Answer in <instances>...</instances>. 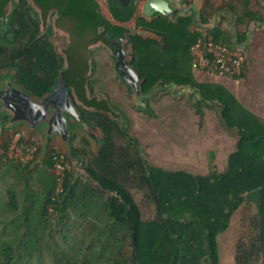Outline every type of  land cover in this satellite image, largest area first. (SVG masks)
<instances>
[{
  "label": "trees",
  "instance_id": "obj_1",
  "mask_svg": "<svg viewBox=\"0 0 264 264\" xmlns=\"http://www.w3.org/2000/svg\"><path fill=\"white\" fill-rule=\"evenodd\" d=\"M249 3L207 0L205 15L223 6L243 18L252 14ZM5 15L10 19L5 29L0 26V71H14L26 90L43 97L64 68L85 120L101 130L103 140L94 151L86 137L73 138L80 139L87 175L78 177L73 167L59 193L56 149L40 162L37 138L27 141L20 131L0 141L4 153L13 143L20 153L30 143L38 146L27 164L0 153V264H219L217 237L255 190L261 192L260 211L250 217L239 238L235 264H264V119L225 87L194 77L191 48L204 35L191 30L190 19L140 21L157 36L153 38L131 36V15L109 1L0 0V22ZM64 28L68 37L61 48L53 35ZM108 32L130 39V63L140 73L144 93L159 82L190 86L200 92L199 100L190 95L200 119L205 108L217 109L221 127L237 133L236 148L221 172L198 175L153 166L124 135L121 113L107 99L89 95L90 51L97 43L114 50ZM243 35L220 28L210 31L215 41L231 48L236 46L234 38ZM246 67L247 59L242 72L232 76L244 77ZM74 70L82 94L74 87ZM133 188L153 202L155 218H143ZM56 229L61 230L59 237L52 233Z\"/></svg>",
  "mask_w": 264,
  "mask_h": 264
},
{
  "label": "rangeland",
  "instance_id": "obj_2",
  "mask_svg": "<svg viewBox=\"0 0 264 264\" xmlns=\"http://www.w3.org/2000/svg\"><path fill=\"white\" fill-rule=\"evenodd\" d=\"M255 48L260 50L261 55L259 61L256 60L251 65V76L237 82L226 83V87L249 107L253 106L254 95L258 94L257 84L264 79V42H258ZM95 52L97 61L95 73L91 78L94 89L106 91L116 100L119 90L124 89V84L114 77L113 72L110 77L106 75L111 69L108 67L110 61L108 62L109 58L104 49ZM192 103L193 98L189 95L175 98L171 93H165L151 103L154 114H140L128 110L130 113L128 115L131 116V132L140 143L135 146L145 154L143 156L153 166L169 170H186L198 175L221 172L229 154L236 148L238 135L234 130L228 132L221 127L217 109L205 108L206 115L200 119ZM116 107L121 108L118 104ZM100 137L103 138L102 133ZM75 141L78 144L80 139ZM92 148L94 151L99 149L98 146ZM132 192L141 208L143 218L145 220L155 218L153 202L141 190L133 188ZM260 204V190L251 192L246 203L233 215L229 228L217 237L219 264H235L239 238L246 233L250 217L259 213ZM60 231L56 229L52 233L59 237ZM63 247L68 248V245L63 244Z\"/></svg>",
  "mask_w": 264,
  "mask_h": 264
},
{
  "label": "water",
  "instance_id": "obj_3",
  "mask_svg": "<svg viewBox=\"0 0 264 264\" xmlns=\"http://www.w3.org/2000/svg\"><path fill=\"white\" fill-rule=\"evenodd\" d=\"M110 1V0H108ZM173 1L177 4L183 0H149L144 5V10L164 12L171 10ZM10 15L2 18L4 26L9 23ZM144 37H157L146 31H138ZM110 44L114 47L112 53L114 71L118 77L126 82L130 88L134 106L144 112L154 114L149 105V100L154 98L159 91H171L173 95H195L201 98L200 92L190 86H180L176 83L159 82L150 92L144 93L140 73L131 65L133 47L129 38L118 36L112 38L107 34ZM104 98V97H103ZM120 126L127 139L140 145L138 138L131 132L128 120L121 117ZM24 130L27 141L38 136L41 143V154L38 161H44L58 143L63 151L70 157L77 176H86L84 168L85 158L79 144L73 142L77 135L86 137L94 146H100L102 138L98 129H95L83 116V111L78 106L69 85L65 69L59 70L56 82L49 93L43 97L34 96L19 82L14 71L5 69L0 71V141L5 142L15 132Z\"/></svg>",
  "mask_w": 264,
  "mask_h": 264
},
{
  "label": "crops",
  "instance_id": "obj_4",
  "mask_svg": "<svg viewBox=\"0 0 264 264\" xmlns=\"http://www.w3.org/2000/svg\"><path fill=\"white\" fill-rule=\"evenodd\" d=\"M259 2L264 6V0H250V3L248 4L249 8L251 9L252 14L250 16H245V17H240L237 14H234L232 11H230L229 8L227 7H223L221 6V9H219L218 11L211 13L210 11V16L206 17L205 15V10H206V3L207 0H191L190 4L191 5H195L196 7V11H194V13H192L194 16H197V20H205L207 21V25H209L210 31L215 30V29H222V30H230L233 31V33L236 34L237 31H239V33H244V35L239 38H234V40L236 41V44H238V47L245 53L246 55V59H247V67H246V74L244 77H233V76H206L203 73H201L200 71L196 70L193 66V74L194 77L197 79L198 82L200 83H210V84H219L223 87H225L234 97L235 99L243 106L245 107L247 110H249L250 112H252L254 115H256L259 118L264 119V79L261 81V83L257 84V90H258V94L254 95L255 98L253 99V106H246L243 104V102L241 101V98L238 97L236 94L232 93L227 87H226V83L227 82H237L238 80L245 78L247 79L248 77L251 76V65L254 61H259L260 59V55L261 52L259 49L255 48L258 44V42H264V36H261V34H264V7H260L258 4ZM221 3V2H220ZM217 5V4H216ZM196 19V18H195ZM128 26L129 22H128ZM153 38H157V37H153ZM235 44V45H236ZM102 47L101 43H97L94 46H92L91 48V69L90 72L88 74V78H89V85H88V93L90 96L97 95L99 96L101 99H107L110 103V105L119 113H121L122 117H125L128 120L129 123V127L131 129V116L129 117L130 113L128 112V110H131L132 112L135 113H146L144 111H141L139 109H137L133 102H132V97H131V92H130V88L128 86V84L126 82H124L120 77H118L114 71V57L113 55L109 54L108 51H106V49H104L107 58H109L108 60V67L111 69V71L106 72V75L110 77L111 73L113 72L114 77H116L117 79L121 80L123 82V86L124 89L119 90L118 92V96H117V102L116 103L114 100V97L111 96L108 92L106 91H102V90H95L94 86H93V81L91 80L92 76L95 73V65H96V61H97V57H96V52L99 48ZM255 48V49H253ZM95 54V55H93ZM98 56V55H97ZM78 76L76 71H72V80H73V84L74 87L78 90H80V93L82 94L81 88L82 85H80L78 83L77 80ZM212 78V79H210ZM165 93H171V91H159L157 93V95L154 98H151L149 100V105L151 106V108L154 111V107L152 106V102H154L156 99L160 98L161 96H163ZM73 94V92H72ZM74 96V94H73ZM173 97L177 98L179 96H175L172 94ZM104 97V98H103ZM75 98V96H74ZM76 100V98H75ZM78 106L81 108V105L78 103V101L76 100ZM252 102V101H251ZM116 104L120 105V109L116 107ZM123 108V110H121ZM129 114V115H128ZM23 133L26 132L24 130H20ZM18 131V132H20ZM99 133H102L100 129H98ZM15 132V133H18ZM15 133H13L10 136H13ZM9 136V137H10ZM80 136V135H78ZM82 136V135H81ZM84 137V136H83ZM18 138V136L16 137V139ZM38 139V141L40 142V139L38 136H34L32 139ZM31 139V140H32ZM91 145L94 147V144L92 142H90ZM41 144V143H40ZM53 149H60L63 151V149L59 146L58 143H56L53 146ZM72 162V161H71ZM73 165V163H72ZM74 167V166H73ZM73 170V168H72Z\"/></svg>",
  "mask_w": 264,
  "mask_h": 264
},
{
  "label": "built area",
  "instance_id": "obj_5",
  "mask_svg": "<svg viewBox=\"0 0 264 264\" xmlns=\"http://www.w3.org/2000/svg\"><path fill=\"white\" fill-rule=\"evenodd\" d=\"M191 49L193 53V67L206 76H232L239 74L242 72L246 62V55L238 45L235 48H231L215 41L210 35L200 37ZM0 153L3 154L4 150L0 149ZM5 153L9 158L27 164L36 157L38 146L30 143L27 145L25 151L20 153L16 151V143H13ZM53 161L58 182L57 192L59 193L63 191L64 178L67 173L72 171L73 165L68 155L60 149H56Z\"/></svg>",
  "mask_w": 264,
  "mask_h": 264
},
{
  "label": "flooded vegetation",
  "instance_id": "obj_6",
  "mask_svg": "<svg viewBox=\"0 0 264 264\" xmlns=\"http://www.w3.org/2000/svg\"><path fill=\"white\" fill-rule=\"evenodd\" d=\"M102 3L108 2V0H100ZM149 0H110L109 3L115 7L119 8L123 13L131 15L130 17L131 20H129V28L131 30V36L135 35L138 33V31H148L150 32L148 28H145L143 24H140V21L147 22V23H152L157 20H161L163 18L170 20L171 22H176L179 17H185L191 20V25L190 28L192 31H198L199 33H202L203 35H210V26L207 25V21L205 20H197V16H194L192 13L196 11L195 5H191L190 1L191 0H183L184 2H181L179 4L172 2V6L170 7L171 10L167 9L164 10L165 13L163 12H154L153 14H150V10L145 11L144 10V5L145 3ZM196 18V19H195ZM139 22V23H138ZM8 23L4 26L2 24V21L0 22V26L2 29H5L7 27ZM62 30V31H61ZM60 31L63 32L61 33L59 30L54 31L53 35V41L56 46H61L65 47L66 46V40H67V30L68 28L61 29ZM57 32V33H56ZM109 33V32H108ZM106 33V38L107 42L110 47L114 49V47L110 44V39L107 37ZM111 33V32H110ZM139 34V33H138ZM112 35V33H111ZM140 35V34H139ZM129 36V37H131ZM118 37V36H117ZM112 38H116L113 37ZM128 38V37H127ZM238 45V44H236ZM99 49H106L108 53L111 55L113 51L109 49L106 45L102 44V47ZM98 49V50H99ZM105 51V50H104ZM91 52V51H90Z\"/></svg>",
  "mask_w": 264,
  "mask_h": 264
}]
</instances>
